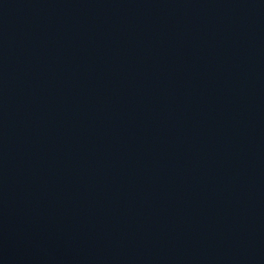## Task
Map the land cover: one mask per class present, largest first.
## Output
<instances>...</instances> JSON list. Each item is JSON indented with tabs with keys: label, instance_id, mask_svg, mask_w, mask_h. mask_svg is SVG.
I'll list each match as a JSON object with an SVG mask.
<instances>
[{
	"label": "water",
	"instance_id": "water-1",
	"mask_svg": "<svg viewBox=\"0 0 264 264\" xmlns=\"http://www.w3.org/2000/svg\"><path fill=\"white\" fill-rule=\"evenodd\" d=\"M0 264H264V0H0Z\"/></svg>",
	"mask_w": 264,
	"mask_h": 264
}]
</instances>
